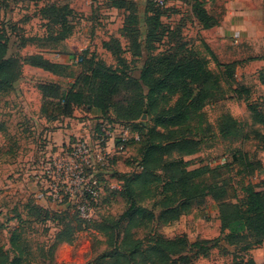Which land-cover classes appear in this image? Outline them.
I'll list each match as a JSON object with an SVG mask.
<instances>
[{
	"label": "rangeland",
	"instance_id": "rangeland-1",
	"mask_svg": "<svg viewBox=\"0 0 264 264\" xmlns=\"http://www.w3.org/2000/svg\"><path fill=\"white\" fill-rule=\"evenodd\" d=\"M134 1L138 17L129 29L125 24L129 12L111 8L106 0H92V12L87 17L75 13L67 19L69 25L75 27V32L64 41L58 33L60 23L48 7L53 3L62 6L66 0H0V22L5 24L9 34L8 56L19 65V76L12 92L0 94V225L3 226L0 232V264H12L20 257L10 243L12 234L17 230L24 248L22 264H89L108 249L105 237L96 232L90 222L119 218L127 209L126 199L119 192L107 191L113 189L106 183L120 190L122 182L115 181L111 172L117 170L119 175H123L138 170L141 143L139 139H133L137 136L130 124L108 123L95 108L89 112L81 107L71 119L49 121V115L42 113L41 89L45 85L57 84L61 95H64L75 84L77 90H82L85 96L91 98L96 82L89 79L85 70L89 69L93 59L113 69L121 68L131 80L139 82L149 57L167 52L178 53L180 44L184 42L204 56V42L198 34L199 23L193 6L201 3L211 15L218 14L215 0ZM75 7L83 9L82 0ZM151 9L160 13L163 29L150 35L152 44H149L147 38L153 25L149 27L147 17L153 16V13H148ZM173 32H177L179 37ZM110 39L120 42L122 49L118 56L125 60L126 66L119 64L117 55L103 48V43ZM133 42L138 43L140 54L136 53L138 51ZM63 46L68 50L64 51ZM85 51L88 53L86 61L77 64L73 54ZM31 56H42L67 67L62 76H56L30 66L28 60ZM207 62L208 69L216 74L223 95H220L221 92L216 94L213 104L205 107L202 129L186 133V137L199 141V146L194 156L184 160L190 162L189 171L202 172L196 181L201 190L212 186L225 187L232 197H236L235 202L247 196L249 187L264 181V172L253 170L250 163V158L258 156L264 160V126L249 110L252 106L264 113V90L256 83V78L251 77L246 81L249 96L241 94L238 97L235 94V88L239 86L237 77L223 82L217 74L216 65L211 59ZM125 86L116 102H126L133 91L132 96L138 91L134 83L131 89ZM114 115L111 110L109 116L115 119ZM229 121L231 123H227ZM139 123L144 128L154 127L147 115H143ZM102 125L112 132V137H108L103 144L100 142ZM222 130H225L224 134ZM78 141L87 142L93 152L100 145L109 154L104 165L97 164L95 173L87 171L88 178L103 174L102 180L106 181L102 182L104 187L100 191L99 206L90 221L81 220L76 201L67 193L68 187L62 185L65 176L58 172L59 168H67L66 154ZM117 141H121L118 146ZM161 176L165 179L164 175ZM69 183L74 198L80 199V184L75 181ZM162 186L158 183L151 185L147 188L150 193L140 186L135 188V193L143 197L141 204L153 211L157 218L161 214L163 198L159 193ZM56 194L62 197L57 198ZM33 205L48 210L50 219L47 220ZM184 231L193 243L201 237L209 241L205 242L209 248L205 253L209 257L195 264H250L251 260L264 264V244L247 247L254 242L253 235L248 234L245 242L236 245L227 241L221 230L218 205L210 198L204 207H195L177 222L169 224L156 219L135 232L136 238L147 240L154 237L174 238ZM69 233V242L57 241L58 235ZM54 244L57 247L53 250ZM102 264L112 263L104 261Z\"/></svg>",
	"mask_w": 264,
	"mask_h": 264
},
{
	"label": "trees",
	"instance_id": "trees-1",
	"mask_svg": "<svg viewBox=\"0 0 264 264\" xmlns=\"http://www.w3.org/2000/svg\"><path fill=\"white\" fill-rule=\"evenodd\" d=\"M106 1L111 8L129 12L125 21L127 29L136 23L138 15L134 0ZM49 5L48 10L55 14V19L61 26L58 32L60 39L65 41L75 32V27L70 26L67 20L75 15L71 0H66L62 6L57 3ZM193 11L199 25L204 29L215 25L214 17L201 3L195 4ZM148 13H153V16L147 17L149 27L153 25L147 43L152 44L150 35L163 29V24L157 10L151 9ZM177 32H173V35L179 37ZM161 34L164 35V32ZM133 45L138 51L136 53L140 54L138 43L133 42ZM203 47L206 52L204 56L199 50L191 48L187 42H184L180 44L178 53L167 52L160 56L149 57L142 69L139 82L131 80L124 70H120L121 68L113 69L93 59L89 69L85 70L89 73V79L96 82L91 98L85 96L82 90H77L75 84L64 95H61L57 84L42 87V113L49 115V121L71 119L75 111L81 107L89 112L91 108H95L101 112V118L108 123L130 124L132 132L137 135L141 143L138 170L123 175H119L117 170L111 172V177L116 179L115 181L122 182L121 188L107 189V191L119 192L126 199L128 207L119 218H102L90 222L94 230L105 237L108 249L94 263L89 264H102L104 261H110L112 264H195L202 258H208L205 253L209 249L205 244L209 242L208 240L193 243L185 234L174 238L154 237L141 240L136 238L135 232L147 227L156 219L165 220V223L169 224L177 222L183 216L190 214L195 207H204L208 198L218 205L221 230L230 244L245 242L248 234L253 235L254 242L247 247L264 244V181L249 187L246 190L247 196L234 202L236 197H232L225 187L212 186L207 187L208 190H201L196 181L202 176V172L189 171L190 162L184 160L185 157L194 156L199 146V141L186 137V133L193 130L199 132L202 129L205 122V107L213 104L212 100L216 94L221 92L220 95H223L216 74L208 69V59L216 65L221 81L232 80L236 75V63H222L207 44L204 43ZM103 48L117 56L122 49L116 39L104 42ZM63 50L68 49L63 46ZM8 52L9 34L5 24L0 22V94L3 95L12 92L19 76L18 62L10 58ZM66 54L71 55L68 52ZM87 54V51L78 55L73 54L74 58L79 60L77 64H84ZM118 57L119 64L126 66L125 60ZM28 64L56 76H62L63 70L67 67L65 64L52 62L42 56H31ZM259 81L264 86V71L260 74ZM133 83L138 86L137 93L132 96L133 91L126 102H116L122 88L126 85L131 89ZM237 92L238 95L249 96L250 91L249 88L238 86L235 88V94ZM251 107L249 110L264 126V113ZM111 110L116 115L115 119L109 116ZM143 115L151 117L153 128H144L139 123ZM225 118L228 119L226 116ZM221 133L224 134L225 130ZM120 143L121 141H117V146ZM250 159L253 170L261 169L259 163ZM161 175H164L165 179ZM103 177V174H97L99 181L106 183L102 180ZM155 183L163 184L159 193L163 199L158 218L153 211L141 204L143 197L135 193L137 186L147 189ZM106 185L111 188L108 183ZM33 206L45 215L47 220L50 219L48 210L37 205ZM2 230L3 226L0 225V232ZM19 239L17 230L12 234L10 243L20 257L12 264H22L24 248ZM56 239L60 243H67L71 240V234H61ZM56 247L57 244H54L52 249ZM250 264L256 263L251 260Z\"/></svg>",
	"mask_w": 264,
	"mask_h": 264
},
{
	"label": "crops",
	"instance_id": "crops-1",
	"mask_svg": "<svg viewBox=\"0 0 264 264\" xmlns=\"http://www.w3.org/2000/svg\"><path fill=\"white\" fill-rule=\"evenodd\" d=\"M79 2L71 0L72 9L87 17L92 12V0H82L83 9L75 7ZM215 10L218 11L217 15L212 14L215 25L204 29L198 24L200 39L222 63L237 64L235 77L239 87H246V81L255 77L256 83L264 90L259 81L264 71V0H216ZM253 161L261 165L259 172H264L262 157L258 156ZM184 234L187 235L185 231ZM202 240L207 239L201 237L195 241Z\"/></svg>",
	"mask_w": 264,
	"mask_h": 264
},
{
	"label": "built area",
	"instance_id": "built-area-1",
	"mask_svg": "<svg viewBox=\"0 0 264 264\" xmlns=\"http://www.w3.org/2000/svg\"><path fill=\"white\" fill-rule=\"evenodd\" d=\"M79 60L76 59V62ZM102 133L100 142L105 143L108 137H112V132L101 126ZM95 152L89 146L87 142L78 141L77 144L71 148V151L66 154L68 159L67 168L58 169L65 179L62 185L68 187V192L72 200L76 201V206L78 213L84 220L90 221L95 209L99 206V195L100 191L104 187V184L99 181L97 176H92L88 178L87 171L92 170V172L97 171V164L104 165L106 158L108 157V152L106 149L101 148L99 145ZM104 163V164H103ZM75 181L80 185V199L74 198L72 189L70 188L69 182ZM111 188H114L111 186ZM65 193V190H62ZM57 198H61L58 194L55 195Z\"/></svg>",
	"mask_w": 264,
	"mask_h": 264
}]
</instances>
